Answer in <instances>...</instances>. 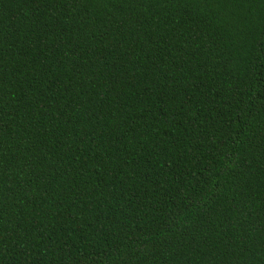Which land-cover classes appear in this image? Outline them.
I'll use <instances>...</instances> for the list:
<instances>
[{
  "label": "trees",
  "instance_id": "16d2710c",
  "mask_svg": "<svg viewBox=\"0 0 264 264\" xmlns=\"http://www.w3.org/2000/svg\"><path fill=\"white\" fill-rule=\"evenodd\" d=\"M0 264H264V0H0Z\"/></svg>",
  "mask_w": 264,
  "mask_h": 264
}]
</instances>
